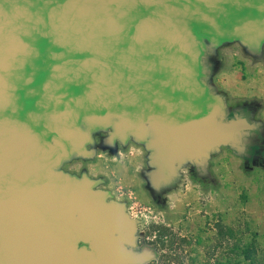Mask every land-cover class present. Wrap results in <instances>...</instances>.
<instances>
[{"label": "water", "instance_id": "obj_1", "mask_svg": "<svg viewBox=\"0 0 264 264\" xmlns=\"http://www.w3.org/2000/svg\"><path fill=\"white\" fill-rule=\"evenodd\" d=\"M264 40V0H0V264H137L135 221L96 180L60 169L104 142L144 141L160 196L188 160L204 174L263 132L230 110L210 44ZM207 43H206V42Z\"/></svg>", "mask_w": 264, "mask_h": 264}, {"label": "rangeland", "instance_id": "obj_2", "mask_svg": "<svg viewBox=\"0 0 264 264\" xmlns=\"http://www.w3.org/2000/svg\"><path fill=\"white\" fill-rule=\"evenodd\" d=\"M210 47L216 61L209 75L214 89L230 110L252 107L250 118L264 135V40L256 50L237 38ZM109 130L91 131L86 148L93 153L73 156L60 169L96 180L108 200L123 203L135 221L133 249L152 253L137 264H243L238 252L243 244L255 248L256 264H264V143L261 149L252 147L250 157L221 145L209 154L200 175L185 160L173 184L157 196L144 175L152 168L144 141L129 136L109 144L103 141Z\"/></svg>", "mask_w": 264, "mask_h": 264}, {"label": "trees", "instance_id": "obj_3", "mask_svg": "<svg viewBox=\"0 0 264 264\" xmlns=\"http://www.w3.org/2000/svg\"><path fill=\"white\" fill-rule=\"evenodd\" d=\"M255 251H256L255 248L252 247L251 245L243 244V248H240L238 250L239 254H241L243 258V264H256L255 261L252 259V255H254ZM219 264H229V263L220 262Z\"/></svg>", "mask_w": 264, "mask_h": 264}]
</instances>
